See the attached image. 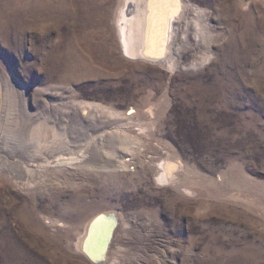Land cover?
I'll return each instance as SVG.
<instances>
[{
  "label": "rangeland",
  "instance_id": "374dc122",
  "mask_svg": "<svg viewBox=\"0 0 264 264\" xmlns=\"http://www.w3.org/2000/svg\"><path fill=\"white\" fill-rule=\"evenodd\" d=\"M180 1L161 66L122 52L129 0H0V264H98L111 215L107 264H264V0Z\"/></svg>",
  "mask_w": 264,
  "mask_h": 264
},
{
  "label": "bare ground",
  "instance_id": "6f19581e",
  "mask_svg": "<svg viewBox=\"0 0 264 264\" xmlns=\"http://www.w3.org/2000/svg\"><path fill=\"white\" fill-rule=\"evenodd\" d=\"M185 5L178 0V7L167 3H153L150 7V0H129V5L120 19L122 52L124 56L145 58L161 66H169L170 55L174 50L175 38L177 41V36H179V29L181 27L188 29L190 26L187 23L188 17L183 21H178ZM192 9L186 6L187 15L191 13ZM2 89L3 87L0 84V140L5 141L6 144L17 150L19 118L15 113V108H11L7 103L5 93L1 94ZM78 159L80 158L72 156L68 158L67 156V158L57 157L55 161H57L56 163L66 164ZM81 159L85 161L86 156L83 155ZM14 161L12 160V162ZM161 177L166 183L169 182V174L163 173ZM14 178H16V175H13ZM116 222L118 221L101 216L90 223L89 232H87V237L83 240L82 247L98 264L110 262L113 254L111 240L117 227ZM110 237L111 239L109 240Z\"/></svg>",
  "mask_w": 264,
  "mask_h": 264
},
{
  "label": "snow or ice",
  "instance_id": "6c2138e0",
  "mask_svg": "<svg viewBox=\"0 0 264 264\" xmlns=\"http://www.w3.org/2000/svg\"><path fill=\"white\" fill-rule=\"evenodd\" d=\"M153 3H167L170 5H176L178 7V0H150V7L153 5Z\"/></svg>",
  "mask_w": 264,
  "mask_h": 264
},
{
  "label": "water",
  "instance_id": "95a60500",
  "mask_svg": "<svg viewBox=\"0 0 264 264\" xmlns=\"http://www.w3.org/2000/svg\"><path fill=\"white\" fill-rule=\"evenodd\" d=\"M111 219H113V220H115V217L113 216V215H111V217H110ZM111 239V237L109 238V240ZM110 242V241H109ZM89 256V255H88ZM90 257V256H89ZM91 258V257H90ZM92 259V258H91ZM93 261H95V260H93ZM96 263H98L97 261H95Z\"/></svg>",
  "mask_w": 264,
  "mask_h": 264
}]
</instances>
